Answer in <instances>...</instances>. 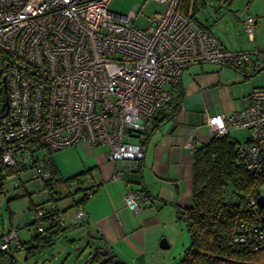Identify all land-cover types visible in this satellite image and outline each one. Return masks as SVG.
Masks as SVG:
<instances>
[{
	"label": "built area",
	"instance_id": "built-area-1",
	"mask_svg": "<svg viewBox=\"0 0 264 264\" xmlns=\"http://www.w3.org/2000/svg\"><path fill=\"white\" fill-rule=\"evenodd\" d=\"M111 1L0 0V179L28 167L40 187L54 181L57 175L35 153H56L82 141L108 146L107 158L119 173L130 171L144 158V147L134 139L171 100L168 87L186 67L212 63L253 71L264 65V53L256 48L229 50L182 14L180 0H156L165 8L145 30L131 21L140 6L121 15L108 10ZM237 18L244 41L253 43L257 18L246 11ZM207 125L215 137L250 130L235 163L264 173V86L254 88L240 110L207 117ZM183 146L193 152L194 138ZM119 173L114 179H121ZM145 200L134 191L124 195L133 212ZM248 200L257 208L254 195ZM54 208L36 207L37 231L43 230L42 215ZM75 215L82 220L84 211ZM228 245L264 250V223H240ZM17 247L16 229L0 236V250Z\"/></svg>",
	"mask_w": 264,
	"mask_h": 264
},
{
	"label": "crops",
	"instance_id": "crops-1",
	"mask_svg": "<svg viewBox=\"0 0 264 264\" xmlns=\"http://www.w3.org/2000/svg\"><path fill=\"white\" fill-rule=\"evenodd\" d=\"M223 68L241 71L212 63L193 64L182 71L176 84L168 87L171 106L177 105L178 109L172 113V107H164L163 114H171L170 118L146 138L139 173H119L117 163L107 158L108 146H92L87 141L56 153L47 151L50 156L40 160L46 171L57 175V180L90 171L83 189L92 192L80 206L84 211L82 220L76 218L77 208L72 207L81 195L60 185L55 188L56 198H60L55 204L58 218L63 226L88 239V255L96 245L103 244L123 264H170L181 255L187 240L177 208L190 206L193 165V152L183 146L184 140L192 136L196 147L205 145L214 137L207 117L240 110L243 99L254 89L233 93L232 86L225 82ZM250 72L247 68L246 73ZM193 97L198 99L194 107ZM19 171L31 173L24 187L29 183L33 195L46 196V191L32 180L30 168L21 167ZM117 172L121 179H114ZM130 191L146 198L136 212L124 202L125 193ZM68 194L71 196L66 197ZM4 233L0 232V236ZM161 239L167 248H160ZM85 262L86 259L82 264Z\"/></svg>",
	"mask_w": 264,
	"mask_h": 264
},
{
	"label": "trees",
	"instance_id": "trees-1",
	"mask_svg": "<svg viewBox=\"0 0 264 264\" xmlns=\"http://www.w3.org/2000/svg\"><path fill=\"white\" fill-rule=\"evenodd\" d=\"M179 10L194 19L196 7L191 0H180ZM255 71H251V75ZM244 73L243 77L250 76V73ZM171 104L170 100L165 106L172 107ZM164 107L155 113L145 130L140 133L138 138H142V146L146 138L170 118L171 114H163ZM177 109L178 106L174 105L171 112L175 113ZM238 146L227 133L220 137L214 136L205 145L193 150L191 203L188 208H177V215L184 225L188 241L181 255L170 264H264V250L251 252L233 249L228 245L237 233L240 223H264V211L255 208L248 200L252 195L255 200L264 195L260 192V188L264 186V173L257 175L236 165ZM141 162L134 169L123 173H139ZM89 176L90 171H84L64 180L44 181L41 187L46 191L48 198L38 205L32 200L33 192L27 191L22 182L24 195L28 199V210L34 211L35 216L38 206L52 203L55 207L56 202L60 200L56 198L58 193L55 192L58 185L72 189L73 194L81 195L80 200L72 205L80 209L92 192V189L87 192L83 189ZM4 180L0 179V188ZM34 183L38 185L37 182ZM70 196L68 194L66 197ZM31 224L36 226L35 219ZM40 224L43 230L36 231L26 241L20 242L19 247L0 250V264H18L16 255L19 254L22 260L27 262L55 245L71 230L63 224L61 226L56 207L42 215ZM105 245H96L87 256L85 264H123Z\"/></svg>",
	"mask_w": 264,
	"mask_h": 264
},
{
	"label": "rangeland",
	"instance_id": "rangeland-1",
	"mask_svg": "<svg viewBox=\"0 0 264 264\" xmlns=\"http://www.w3.org/2000/svg\"><path fill=\"white\" fill-rule=\"evenodd\" d=\"M191 2L195 3L196 7L195 21L209 29L229 50H245L250 47L264 53V0H191ZM212 5L217 6L216 11ZM135 6H140V9L131 21L142 30L149 27L150 20L155 13L162 12L165 8L163 3L156 0H112L108 10L127 15ZM242 11H246L257 18L258 23L255 27V41L253 43H246L242 36L237 18ZM243 69L246 71V68ZM224 70L227 79L225 82L232 86L235 94L244 93L250 88L264 86V69L255 75L250 73L247 78L243 77L242 74L245 73L242 70L237 73L229 69ZM197 100L195 98L193 107L197 104ZM228 135L241 145L248 139L250 130L231 129ZM35 154L41 161L46 156H50L46 150L37 151ZM30 175L31 173L28 171H19L14 176H7L0 188V232L4 233L10 229H16L17 238L21 242L27 240L37 231L36 226L31 224L32 220L35 219L34 211L28 210V199L24 195L25 191L21 185L24 180L30 179ZM25 187L27 191H32L29 183H25ZM61 190L65 194L64 188ZM260 192L264 194V186L260 188ZM47 198V195L37 197L34 194L32 196L36 205L46 201ZM184 233L188 241L187 234ZM88 242L84 235H80L79 232L71 229L55 245L27 262L22 260L20 254L16 255L17 263L82 264L89 252Z\"/></svg>",
	"mask_w": 264,
	"mask_h": 264
},
{
	"label": "water",
	"instance_id": "water-1",
	"mask_svg": "<svg viewBox=\"0 0 264 264\" xmlns=\"http://www.w3.org/2000/svg\"><path fill=\"white\" fill-rule=\"evenodd\" d=\"M212 8L214 9V11L217 10V6L212 5ZM262 69H264V65H262L260 68H258L252 75L257 74L259 71H261ZM256 206L257 208L261 211L262 209H264V195H260L256 198ZM159 246L162 249L167 248V243L165 242L164 239H161L159 242Z\"/></svg>",
	"mask_w": 264,
	"mask_h": 264
}]
</instances>
